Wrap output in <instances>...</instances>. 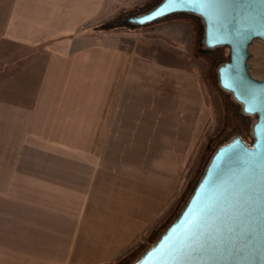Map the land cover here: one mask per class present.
Listing matches in <instances>:
<instances>
[{
    "label": "crops",
    "instance_id": "crops-1",
    "mask_svg": "<svg viewBox=\"0 0 264 264\" xmlns=\"http://www.w3.org/2000/svg\"><path fill=\"white\" fill-rule=\"evenodd\" d=\"M118 1L17 0L20 73L50 82L39 94L57 93L69 140L21 163L36 174L0 204V264H106L171 221L210 116L189 62L197 23L93 27Z\"/></svg>",
    "mask_w": 264,
    "mask_h": 264
},
{
    "label": "water",
    "instance_id": "water-1",
    "mask_svg": "<svg viewBox=\"0 0 264 264\" xmlns=\"http://www.w3.org/2000/svg\"><path fill=\"white\" fill-rule=\"evenodd\" d=\"M197 15L200 51L227 47L219 86L254 115L247 142L239 133L216 147L185 204L131 264H264V77L249 72V45L264 40V0H159L120 17L145 26L175 13Z\"/></svg>",
    "mask_w": 264,
    "mask_h": 264
},
{
    "label": "rangeland",
    "instance_id": "rangeland-1",
    "mask_svg": "<svg viewBox=\"0 0 264 264\" xmlns=\"http://www.w3.org/2000/svg\"><path fill=\"white\" fill-rule=\"evenodd\" d=\"M158 1L120 0L119 3L108 4L107 10L101 15V19L104 20L101 23L116 22L120 17L145 10ZM18 7L17 0H0V204L2 205L5 195L19 192L22 177L36 174L35 170H21V163L30 165L38 161H49L51 155L39 154L40 151L50 153L69 140L58 137L61 133L60 129L67 124V121L58 118L53 112L57 108V93L55 92L53 96L50 91L43 89V98L39 94V81L42 77L43 85H49L50 82L44 79V75L20 73L23 69L25 71L24 63L28 60L30 52H26V43L20 42L19 34H13L10 29L13 15L18 23ZM96 22L98 20H93L91 23L93 27L101 24L94 25ZM202 35L201 32L195 39V46L190 52L193 58H190L189 62L195 61L194 68L203 88L205 108L209 109L210 116L191 156L188 169L184 172L186 178L182 183L171 220L176 216L188 190L200 177L205 162L209 160L216 147L230 140L235 133L241 134L247 142H250L251 124L255 119L254 116L246 122L240 121L241 105L218 84L216 67L228 58L227 47H219L213 53L202 52L199 48ZM169 43L175 46L174 42ZM247 61L250 74L258 79L263 78L264 40L254 39L251 42ZM23 79L27 80V83H24ZM242 123L247 124V129ZM29 186L31 188L33 185ZM164 227L153 234L148 233L141 237L133 246L107 261L106 264H131L147 248L149 242L153 243L157 239Z\"/></svg>",
    "mask_w": 264,
    "mask_h": 264
},
{
    "label": "trees",
    "instance_id": "trees-1",
    "mask_svg": "<svg viewBox=\"0 0 264 264\" xmlns=\"http://www.w3.org/2000/svg\"><path fill=\"white\" fill-rule=\"evenodd\" d=\"M178 16H182V17H185V18H188V19H191V20H193L194 22H196L197 23V20H198V23H197V36H199L200 35V33L202 32V34H203V25H202V22H200L199 23V17L197 16V15H194V14H190V13H184V12H180V13H175V14H171V15H169V16H166V17H164V18H162V19H170V18H174V17H178ZM120 19V18H119ZM159 20H161V19H159ZM158 21V20H157ZM115 26H125V27H133V26H126V25H123L121 22H120V20H118V21H116V22H104V23H101V24H99V25H97L96 27L98 28V29H108V28H112V27H115ZM219 48V47H218ZM248 117V118H247ZM254 117V115H244V114H241L240 115V121H242V120H244L245 122L249 119V118H253ZM246 119V120H245ZM249 121H251V120H249ZM242 125L244 126V128L245 129H247V124L246 123H242ZM240 130V129H239ZM237 131V130H236ZM235 131V132H236ZM237 133H235L234 135H236ZM233 135V136H234ZM206 163H207V161L205 162V165H206ZM205 167H203L202 168V171H203V169H204ZM201 171V172H202ZM198 180V179H197ZM197 182V181H196ZM195 182V183H196ZM195 183L190 187V189L188 190V192H187V195H186V198H185V201H184V203L183 204H181V206H183L184 204H185V202H186V200L188 199V197H189V195H190V193H191V191H192V189H193V187H194V185H195ZM167 226V225H166ZM165 226V227H166ZM164 227V228H165ZM153 233H155V232H152L151 234H153ZM160 233V232H159ZM151 243L149 242L147 245L149 246ZM147 246V247H148Z\"/></svg>",
    "mask_w": 264,
    "mask_h": 264
},
{
    "label": "flooded vegetation",
    "instance_id": "flooded-vegetation-1",
    "mask_svg": "<svg viewBox=\"0 0 264 264\" xmlns=\"http://www.w3.org/2000/svg\"><path fill=\"white\" fill-rule=\"evenodd\" d=\"M201 46H202V44L199 43V48H201ZM206 52L213 53V52H211V51H209V50H206Z\"/></svg>",
    "mask_w": 264,
    "mask_h": 264
}]
</instances>
